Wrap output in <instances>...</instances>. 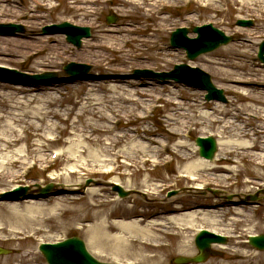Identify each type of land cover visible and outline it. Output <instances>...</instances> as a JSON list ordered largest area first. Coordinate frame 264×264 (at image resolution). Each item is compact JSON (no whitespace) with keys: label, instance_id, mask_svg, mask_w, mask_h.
<instances>
[{"label":"bare ground","instance_id":"bare-ground-1","mask_svg":"<svg viewBox=\"0 0 264 264\" xmlns=\"http://www.w3.org/2000/svg\"><path fill=\"white\" fill-rule=\"evenodd\" d=\"M9 0H0V17L4 15L9 9L6 2ZM31 6H29L28 12V26L32 29L40 28L47 23L48 20L45 16H40L39 8L54 9L57 5L54 0H29ZM66 6L69 11L74 15H79L80 23L83 19L96 14V6L100 3H116L117 11H119L124 17L132 18L133 13L140 12L141 15L147 21L149 18L156 16L158 18L157 23L150 24L130 20L124 26H104L100 25L101 34L92 35L91 38L84 40V47L77 54L83 57H93L96 61V67L103 68L104 74L115 76L110 78L108 84L99 87L95 81V77L83 80L79 86H76V91L81 96L73 100L69 94H63V87L61 83L51 82L47 84H18L16 82L2 83L0 86V169L7 167L8 172L2 170L1 173L4 177H13L14 174L10 173L9 167H14L17 164H24L27 157L22 151L10 152V148L19 144V142L27 140V137L38 136L48 139L46 136L47 131H55L59 133H68V126L74 130L70 134L78 135L81 145L78 146V151L87 154L86 160L80 161L79 169H86L89 167L103 168L104 163L109 160L116 161L120 157L124 158L122 165L132 171V175L140 173V164H147L156 162V157H161L165 153L170 152L172 149L169 144L160 142L151 137L152 131L149 127H142L138 122L136 128H130L129 125L139 121L141 115L144 118H148L145 111L155 106L154 103L166 99L168 104L175 105L174 108L168 109L167 116L168 121H173L176 127H174V133L183 135V131L189 129L187 124L196 123L200 125L204 120H208L211 124H222V129L218 131L219 151L213 160L206 159L200 155L196 157L198 152L197 145L193 146V150L188 148L189 144L186 142H179L176 144V149L173 151V155L184 163L182 169V175L177 176L180 180H185L190 184V187L194 189H201L207 183V175L209 172L215 170L216 164H240L244 165L250 163V166L254 170H250V174L254 173L255 178H259L261 175L259 171H256L260 165L264 163V140L257 141V134H264V122L257 124L254 130L251 129L250 120L253 118L262 119L264 121V97L255 93V88H263L264 80L261 79H243L236 78V81L241 82L239 85L245 84V92L240 93L238 101H249V103L242 104L230 116V120L222 119L218 115H212L210 117L206 112H202L201 108L197 109L196 115H190L185 113L182 108L181 102H174L171 99L165 98L161 93L156 92L152 94L151 90L142 88L145 82L140 79L126 78V75L130 73V68L134 60L144 57H158L159 55L168 56V48L164 46H158V36L162 31H166L167 25L171 22V16H164L162 13L164 10L173 7L175 0H65ZM209 2L205 4V7L216 8L215 0H204ZM235 4L241 6V9L249 10L253 12L256 17H260L264 20V0H229ZM222 10L220 7H218ZM13 10V9H12ZM22 14L23 8L20 7ZM218 12L219 10L216 9ZM17 13V10H15ZM12 12V14H15ZM83 16V17H82ZM77 21V20H76ZM84 23V22H83ZM133 24V25H131ZM148 34L144 32L149 31ZM27 37V38H26ZM160 38V36H159ZM31 40L32 42H25ZM41 39V41H40ZM54 42V44H53ZM35 46L34 48H32ZM32 48V50L30 49ZM71 47L65 43V41L58 35L47 36H29L27 33L19 34L14 38H0V58L6 62L10 61L9 57L17 55L20 57L35 56L40 53L49 54L46 57L45 62L47 64L56 63L57 60L64 58L65 53L69 51ZM24 49L28 51H24ZM232 48H226L224 51L228 55L227 60L229 64L236 65L237 68L244 69L246 65L245 57L246 51H239L237 54L233 53ZM234 58L239 59L235 61ZM3 65V64H0ZM5 65V64H4ZM250 70V69H244ZM235 80V78H227ZM65 82H75L74 80H67ZM152 84L153 82H146ZM161 92V91H160ZM61 95V98L57 96ZM173 94V93H171ZM73 102L74 107L64 105V102ZM216 102L213 109L219 115H223L224 108ZM198 106L197 104H194ZM262 105V106H258ZM166 110V108H163ZM247 113V115H244ZM75 114L77 120H70L69 115ZM214 114V113H212ZM235 115V116H234ZM243 116V120L240 123L233 121L234 118L239 119ZM67 116V118L65 117ZM202 116V117H201ZM126 118L128 121L124 125L127 130L124 133H116L109 136V132H112L113 128L110 125L104 123L108 121L117 120L119 122L122 118ZM201 117V121L198 120ZM56 121H55V120ZM233 119V120H232ZM61 123L68 124L66 127H62ZM203 123V122H202ZM81 125V126H80ZM185 127V128H184ZM228 134L230 138L223 139V135ZM107 135V136H106ZM158 143V144H156ZM153 144H156L154 146ZM120 145V147H117ZM158 145V146H157ZM95 147V148H94ZM259 150V152H255ZM101 154L107 157L102 158ZM74 155H66L67 160L74 159ZM196 157V158H195ZM40 160L44 158L40 157ZM70 161V160H69ZM233 167V166H232ZM75 165H69L68 169H65L62 173H52L51 179H66L73 177L76 173H80L79 169H75ZM222 171L226 172L231 167L222 165ZM5 169V168H4ZM256 169V170H255ZM233 168L230 169L232 173ZM127 174L126 172L124 173ZM123 174V176H124ZM115 177L109 179L108 184L110 186L121 185L124 188L131 187L129 182H122L120 175L115 172ZM118 176V177H117ZM250 178L245 181L252 183ZM131 178V177H130ZM129 179V178H127ZM132 179V178H131ZM223 178H212V180H219ZM133 180V179H132ZM151 180V175H146L143 179L144 183ZM63 183L65 188L76 189L82 187L83 182L70 183L69 179ZM39 183H32L30 186V192L36 194L39 189ZM154 187L149 189H143L148 195L157 194L159 185L152 184ZM47 198V197H44ZM40 197L30 198L27 200H10L8 202L0 203V219L3 217L12 220H28L31 223L38 224L35 226L34 233L43 230V224H49L50 219L44 216L47 211H52L53 208L48 209L43 205H46L45 199ZM110 196L102 194L98 187L90 186L87 188L84 197H71L68 195H62L59 197L62 206H67V210L72 215V219L68 221L69 224H79V227L89 226V232L91 233V239H101L107 236L109 229V239L115 240L112 235V229L122 230L125 233L129 232V235L134 233L144 234L147 231H152L154 236H170L176 235L173 233V228H178V232L182 233L187 228L202 226L200 224L212 225L218 224L216 220L217 210H197L188 209L185 211V207L181 205H174L166 212H149V214L140 213V205L138 197H135L131 205H127L124 209L118 212L116 209L119 203L115 199H110ZM124 201V200H123ZM127 201V200H126ZM109 204V216H105V208ZM233 208L234 217H232L233 223L239 225V221L236 215L241 214V207L245 205L231 204ZM203 207V206H201ZM56 208V206H54ZM119 208V207H118ZM186 209V210H187ZM64 210V213H66ZM68 214V213H66ZM142 215L143 218H140ZM103 216L100 221H97ZM200 216V219L198 218ZM109 217V218H108ZM153 219V220H152ZM162 222H157L158 220ZM90 222V223H87ZM109 223V224H108ZM11 227V226H10ZM18 229V227H12ZM3 231L7 230V227L3 225L0 227ZM210 229V228H209ZM177 230V229H176ZM218 234L222 233L217 228L210 229ZM17 231V230H16ZM253 235V234H249ZM248 235V236H249ZM108 237V236H107ZM113 238V239H112ZM108 239V240H109ZM242 242V241H240ZM239 242V243H240ZM217 247L224 249L222 245H216ZM165 248V245H161ZM257 252V251H256ZM253 252V253H256ZM240 254V253H239ZM251 254V255H258ZM237 259V258H236ZM41 259L37 256H32L29 252L22 253L18 258H10L9 260L0 261V264H41ZM222 264H264V257H255L246 260H233L229 263Z\"/></svg>","mask_w":264,"mask_h":264},{"label":"rangeland","instance_id":"rangeland-1","mask_svg":"<svg viewBox=\"0 0 264 264\" xmlns=\"http://www.w3.org/2000/svg\"><path fill=\"white\" fill-rule=\"evenodd\" d=\"M216 8H208L205 7V4L209 2L204 0H175L173 7L164 10L162 15L171 16V22L167 25L166 31H162V33L158 36V46H164L168 48L169 53L168 56L159 55L158 57H144L139 58L133 61V65L130 68V73L127 74V78H133L135 69H152L154 71H166L173 68L176 63L181 61H187L185 53L182 49L174 48L170 46V35L174 29H178L180 26H189L194 27L195 25H203L207 23H213L216 27L224 30L228 35L235 36V40L228 45L220 47V49H216L215 51L202 55L200 58L198 57L195 62L192 64L199 66L205 71L209 72L212 75L213 81L215 84L221 89L225 90L228 95V102L223 103L220 102L221 106L225 109L223 115H219L216 113V109L213 107L216 104L215 101L207 102L205 101L204 95L205 92L200 89H195L193 87L182 84L181 82L175 81H161L158 79L151 78H141V81L145 82L142 85V88H147L151 90L152 94L159 92L165 98L171 99L174 102H181L183 111L185 113H189L190 115H196L197 109L201 108V111L204 113H208L209 116L218 115L222 117L224 120H230V116H233V113L237 112V108L242 104L249 103V101H236L235 99L239 98V94L245 92V84L239 85L235 84V81H231L227 78H242L243 79H264V63H262L257 57V50L259 48V44L264 39V20L260 17H256V15L249 11L241 9V6L233 3L229 0H215ZM55 4L57 2L60 3L56 9H44L39 8L38 11L40 16H45L48 20L46 24L52 23H61L62 21L69 20L74 25L79 26H89L92 29V35L101 34L100 25L104 26H124V24L128 23L130 20L136 21L133 23L143 22L150 24V28L152 24L157 23L158 18L156 16L149 18L147 21L141 15L140 12L133 13L132 18L124 17L119 11H117L116 3H106V4H98L96 6L97 13L92 16L83 19V22L80 23L81 20L79 15H74L71 11L68 10L66 6L65 0H54ZM9 6V10L4 13L3 16L0 17V23H23L26 25V30L24 32L17 33L12 36H0V38H14L19 34L27 33L28 37L38 34L43 30V28L32 29L27 24L28 16H24L20 7L23 9L29 10V6L31 3L29 0H9L6 2ZM220 7L222 10H220ZM13 9V10H12ZM219 10L218 12L216 11ZM17 10V13L15 12ZM15 12V14H12ZM116 14L118 16V20L116 24H109L107 22V16ZM83 17V16H82ZM244 18L253 20V26L250 27H239L236 25L238 19ZM77 20V21H76ZM133 25V24H131ZM150 32H144V34H148ZM59 35L65 43H67L71 49L65 53L64 58L57 60L56 63L47 64L45 62L46 57H49V54L45 52L37 54L35 56H26L20 57L17 55H13L10 58L9 62L0 58V64H5L9 67L18 68V70H22L29 73H41L43 71H57L59 72L58 83H61L63 87V94H69L68 96H72L75 101L81 95L76 91V86H79L83 79H77L75 82H65L61 76L64 74L63 66L71 61H76L79 63H86L91 66V70L89 72V76L87 79L92 76L95 77V81L99 84V87H104L103 85L108 84V77L103 76V68L96 67V61L91 56L83 57L77 52L82 50L84 47V41L81 47H76L75 45L67 42L65 35ZM41 36V35H36ZM46 36V35H45ZM27 38V37H26ZM25 41V39H21ZM85 40V39H83ZM41 41V39H40ZM25 42H32L31 40ZM54 44V42H53ZM33 46L32 48H34ZM32 48H30L32 50ZM226 48H232L233 53L237 54V52L246 51L247 55L244 58L246 61V67L244 70L237 68L236 65L229 64L226 60L228 55L225 53ZM24 51H28L24 49ZM1 57V56H0ZM226 59V60H222ZM235 61H239V59L234 58ZM153 82L152 84H148L146 82ZM264 82V80H262ZM2 83H11L0 81V86ZM29 83H32L31 81ZM255 93L257 95H261L264 97V86L263 88H255ZM161 91V92H160ZM173 93V94H171ZM59 98H61L60 94H57ZM78 97V98H77ZM157 108L155 110H150L147 115H150L148 118H144L143 115L139 117V121L135 122L132 125H129L130 128H136L138 122L142 127L151 128V137L156 140L162 142L169 143L172 148L170 152L165 153L161 157H156V162H150L147 164H140L141 171L136 175H132V171L126 169L122 165L124 162V158L120 157L118 161L109 160L104 163L103 168H93L89 167L86 169H79L80 161L86 160L88 158L87 154H83L78 151V146L81 145L80 139L78 135L70 134L74 132L69 128L68 124L61 123L62 127L68 126V133H59L55 131H47L46 136L48 139L41 138L38 136L27 137V140L19 142L18 145L10 148V152H18V150H23L22 152L27 156L24 160V164H17L14 167H9L10 173H13V177H4L1 173L2 170L7 171V167L0 169V194L3 191L10 190L14 186L17 185H26L32 183H39L41 185H45L50 182L56 183H65L66 180L69 179L70 183H78L82 181L83 184L88 178L97 179L98 184H92L91 186H96L100 190L102 194L106 196H110V199H115L116 202L119 203L118 212L122 211L124 207L127 205H131L132 201L135 197H138L139 201V209L140 213L149 214V212H161L164 213L168 209L172 208L174 205H181L185 207V211L188 209H197V210H217L216 220L219 222L218 224L212 225L210 222L207 224H200L202 226H195L187 228L184 232H178V228H173V233L176 235L170 236H160L159 238L154 236L152 231H147L144 234L134 233L129 235L130 233H125L122 230L112 229L111 233L115 237V240L109 239V229L107 236H104L101 239H91L92 235L89 232V226L79 227V224H69L70 218L72 219V215H70L67 210V206H62V203L59 200V197L62 195H68L71 197H84L86 191L78 190V189H66L63 190L65 193L57 195V193H52L51 195L44 198L46 201L43 205L48 209H52V211H47L44 216H40V219L36 223H38L42 217H46L51 220L49 224H43V230L34 233L35 226L38 227V224L28 220H12L6 217L0 219V227L5 225L7 230L3 231L0 229V247L5 249H9L11 252L7 254L0 255V261H6L10 258H18L22 253L29 252L32 256L39 257L41 259V264H48L45 261L44 256L39 251V245L42 242H55L61 240L65 237L72 235H79L87 242L89 251H91L97 258L102 261H110V262H123V263H132V264H160V263H169L173 260L174 257L185 255L192 256L197 253V248L194 246L195 235L199 231L200 228H217L222 233L226 232L229 234V243L226 248L222 249L215 246V249L221 251V256L211 257L208 261L200 264H222L229 263L233 260H246L255 257H264V251L252 249L251 246L248 245L246 239L249 234H262L264 233V198L261 200L259 205L254 206H246L241 207V214H237L236 218L239 221V225L233 223L232 217H234V210L231 206H223L218 207L215 206L221 203L219 197L214 196L212 194L203 195L201 192L191 190L188 193L179 194L176 197L166 198L167 192L172 189H180V188H189L191 183L186 182L185 180L178 179L177 176L182 175V169L184 163L182 160L176 158L173 155V151L176 149V144L179 142H186L189 144L188 148L193 150V146L196 145L195 139L199 135H213L218 139V131L222 129V124H211L207 122L208 120H203L200 125H196V123L187 124L189 126L188 130H191L190 133L183 131V135L173 134L174 127L176 125L173 121H168V109L174 108L175 105L170 106L166 99H162L161 101L155 103ZM197 104L198 106H195ZM204 104V105H203ZM65 106L74 107L73 102H64ZM262 106V105H258ZM163 108H166L163 109ZM214 113V114H212ZM146 114V113H145ZM144 114V115H145ZM244 115H247L245 113ZM239 117V119L234 118L233 121H237L236 123H240V120H243V116ZM235 116V115H234ZM67 118V116H65ZM202 117V116H201ZM201 117L198 119L200 120ZM70 120H77V116L75 114L69 115ZM55 120V119H54ZM56 121V120H55ZM126 118H122L120 123L117 125L111 119L105 121L104 123L110 125L113 128L112 132H109V136L116 133H124L127 128L124 126L127 123ZM201 121V120H200ZM264 121L256 118H252L250 120L251 129L254 130L257 127V124L263 123ZM81 126V125H80ZM185 128V127H184ZM254 128V129H253ZM107 136V135H106ZM257 141L264 140V134H257ZM230 136L228 134L223 135V139H228ZM158 144V143H156ZM156 144H153L156 146ZM158 146V145H157ZM117 147H120L118 145ZM95 148V147H94ZM59 153L57 158L53 157V153ZM53 152V153H52ZM255 152H259V150H255ZM264 153V151L262 152ZM74 155V159L67 160L66 155ZM199 156L197 152L196 157ZM40 157L44 158V160H40ZM102 158L107 157L106 155L101 154ZM195 157V158H196ZM173 159L172 163L165 164L166 161ZM80 160V161H79ZM75 165V169H79L80 173H76L71 178L64 179H51L52 173H62L65 169H68L69 165ZM217 168L216 171L213 170L210 175H207V182L205 184L206 187H213L216 189H223L229 193H248L255 192L259 188H264V163L260 165L256 171L260 172L259 178H255L254 173L250 174V170H254L253 167L250 166V163L244 165L240 164H224L214 162ZM222 165H227L231 167L230 169L236 170L238 174L235 175L230 172V169L226 172L222 171ZM233 166V167H232ZM109 169H115L113 172H109ZM120 175L122 182H129L128 184L131 186L127 189H135L141 190L149 189L148 186L154 187L152 184H158V192L157 194H151L148 197L152 198L155 201H147L143 197L138 194L131 195L126 198H116L117 192L114 191L113 187L108 184L109 179L115 177V172ZM127 173L126 175L124 173ZM124 174V176H123ZM146 175H151V180H148L147 183L143 182V179ZM251 176L252 183H247V181ZM118 177V176H117ZM133 179H131V178ZM223 178L219 180H212V178ZM129 178V179H127ZM39 196V195H38ZM37 197V196H35ZM25 200V199H21ZM29 200V199H28ZM26 202H29V201ZM124 200V201H123ZM127 200V201H126ZM8 202L5 200H1L0 203ZM221 205V204H220ZM56 206V208H54ZM107 208H105L104 215L109 216V204H107ZM203 206V207H201ZM188 208V209H187ZM187 209V210H186ZM64 210L66 213H64ZM103 216H101L97 221H100ZM109 218V217H108ZM140 218H143L140 215ZM200 219V216L198 217ZM153 220V219H152ZM158 220V219H157ZM157 222H162V220H158ZM90 223V222H87ZM109 224V223H108ZM11 226V227H10ZM12 227H18L12 228ZM177 229V230H176ZM17 230V231H16ZM109 239V240H108ZM113 239V238H112ZM242 241V242H240ZM240 242V243H239ZM161 245H165V248H162ZM256 252V253H253ZM240 253V254H239ZM258 255H251L257 254ZM237 258V259H236ZM199 264V263H194Z\"/></svg>","mask_w":264,"mask_h":264},{"label":"water","instance_id":"water-1","mask_svg":"<svg viewBox=\"0 0 264 264\" xmlns=\"http://www.w3.org/2000/svg\"><path fill=\"white\" fill-rule=\"evenodd\" d=\"M110 22L115 21L114 18L108 19ZM239 24L247 25L250 24L248 21L240 20ZM60 28V30L66 32L68 34V40L81 45V38L86 36H90V28L89 27H77L71 25L68 22L65 24H61L56 26ZM21 26L14 24L0 25V33L6 32L14 33L17 30H21ZM195 32H199V37L196 39H188L187 28H180L173 33L172 36V44L175 46H182L187 49L189 59H194L198 55L212 51L213 49L220 47L221 44L227 43L231 40L230 36L225 35L223 31L213 27L212 25L196 27L194 28ZM262 51V59L264 60V43L261 46ZM68 71L74 74H80L86 72L89 67L85 65H77L72 63L65 67ZM50 76V73H44L40 75H26L27 78H35L36 80H46L47 77ZM163 78H176L183 82H187L193 84L195 86H201L209 90V94L207 95L208 99H220L226 100L224 96V91L221 89H216L214 84L211 81V77L209 74L201 71L199 68H192L187 65H177L176 69L170 73L160 74ZM216 140L213 137L208 138H197V144L201 146L200 153L202 156L212 159L214 153L217 149ZM53 184L48 185L46 188H42L41 191L43 193L49 192L53 188ZM121 193L126 194L122 188L116 186ZM27 191V188H20L16 193L15 197L17 198L20 194H23ZM8 195H4L6 198ZM258 196H252V199H257ZM226 237L216 235L208 232L207 230L201 231L196 238V246L199 248L200 253L196 257L188 258V257H179L176 259L177 263L184 262H201L207 259L210 254V244L212 242H226ZM250 243L254 246L264 249V234L260 236H251ZM42 252L46 255L48 263L50 264H115L107 262L98 261L89 251H87V247L85 242L79 237H73L63 242L58 243H42L40 246ZM0 252H4L3 249H0Z\"/></svg>","mask_w":264,"mask_h":264}]
</instances>
